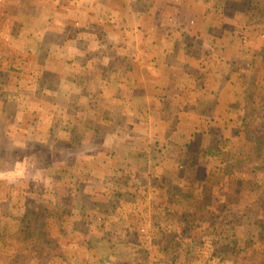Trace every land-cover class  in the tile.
<instances>
[{
    "label": "rangeland",
    "instance_id": "rangeland-1",
    "mask_svg": "<svg viewBox=\"0 0 264 264\" xmlns=\"http://www.w3.org/2000/svg\"><path fill=\"white\" fill-rule=\"evenodd\" d=\"M113 1L120 6L125 0ZM207 1L211 25L241 35L249 56L256 51L243 76L242 102L233 111L241 112L239 121L233 119L239 122L233 135L220 141L218 152H205L218 137L202 136L205 123L184 117L180 122L199 133L177 137L165 148L149 144L148 153L147 138L131 119V129L116 139L133 136L130 144H118L127 158L117 159L135 167L122 161L117 167L110 153L88 149L93 120L76 118L68 127L61 103L40 104L37 118L24 125L38 160L25 168L36 176L31 216L22 231L6 232L0 264H264V0ZM85 3L96 14L98 6L111 5ZM97 21L89 27L102 29ZM248 35L263 36L262 42ZM105 105L118 115L126 109L123 103ZM69 110L88 113L77 104Z\"/></svg>",
    "mask_w": 264,
    "mask_h": 264
},
{
    "label": "crops",
    "instance_id": "crops-1",
    "mask_svg": "<svg viewBox=\"0 0 264 264\" xmlns=\"http://www.w3.org/2000/svg\"><path fill=\"white\" fill-rule=\"evenodd\" d=\"M110 3L98 6L96 14L85 0H0V248L6 232L22 231L31 216L36 176L25 168L38 160L29 146L32 132L24 125L37 118L40 104L61 103L68 127L76 118L93 120L87 125L92 128L88 149L110 153L109 162L117 167L127 162V150L118 144H130L127 138L133 136L116 139L131 129V119L147 138L148 153L149 144L165 148L177 137L199 133H192L190 122H180L184 117L205 123L208 132L202 136L218 137L205 152H218L220 141L238 128L233 119L239 121L241 112L233 111L242 102L243 76L256 51L249 56L241 35L211 25L209 1ZM97 19L103 28L93 30L89 24ZM247 39L262 42L263 36ZM114 103L126 105L125 111L118 115L105 105ZM76 104L88 113L69 110Z\"/></svg>",
    "mask_w": 264,
    "mask_h": 264
},
{
    "label": "trees",
    "instance_id": "trees-1",
    "mask_svg": "<svg viewBox=\"0 0 264 264\" xmlns=\"http://www.w3.org/2000/svg\"><path fill=\"white\" fill-rule=\"evenodd\" d=\"M260 145H262V143L260 144V142H257V146H260Z\"/></svg>",
    "mask_w": 264,
    "mask_h": 264
}]
</instances>
